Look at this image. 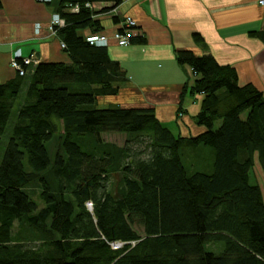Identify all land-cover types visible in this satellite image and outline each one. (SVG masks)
I'll return each instance as SVG.
<instances>
[{"label": "trees", "instance_id": "obj_1", "mask_svg": "<svg viewBox=\"0 0 264 264\" xmlns=\"http://www.w3.org/2000/svg\"><path fill=\"white\" fill-rule=\"evenodd\" d=\"M101 2L123 0H54L72 63L24 66V77L0 84V264H264V198L251 184L257 165L264 175L262 92L241 85L237 70L212 54L186 50L176 57L196 73L191 92L203 96L201 135H174L152 108H97L99 97L118 94L126 80L107 48L78 34L97 25L99 13L84 5ZM72 4L83 8L71 13ZM136 27L118 31L145 44L132 35ZM104 134L130 139L118 146ZM207 147L211 172L186 166L190 152ZM113 178L120 192L111 190Z\"/></svg>", "mask_w": 264, "mask_h": 264}, {"label": "crops", "instance_id": "obj_2", "mask_svg": "<svg viewBox=\"0 0 264 264\" xmlns=\"http://www.w3.org/2000/svg\"><path fill=\"white\" fill-rule=\"evenodd\" d=\"M0 1V84L17 78L12 65L17 49L36 65L72 63L62 48L63 37L47 30L55 11L52 5ZM117 13L92 16L95 28L87 26L78 33L86 37L99 30L107 35V51L125 72L118 94L97 99L101 109L152 108L176 136L204 133L206 128L196 121L203 96L191 92L195 83L191 68L177 62V51L186 50L196 56L212 54L219 64L237 70L241 85L252 84L264 96V39L259 35L264 33V8L257 0H123ZM116 17H132L137 24L132 35L144 36L146 43L120 47L114 39L122 28ZM37 24L42 26L39 35ZM194 34L204 43L197 44Z\"/></svg>", "mask_w": 264, "mask_h": 264}, {"label": "built area", "instance_id": "obj_3", "mask_svg": "<svg viewBox=\"0 0 264 264\" xmlns=\"http://www.w3.org/2000/svg\"><path fill=\"white\" fill-rule=\"evenodd\" d=\"M36 1L43 5H50L53 3L54 0H36ZM257 3L259 6L264 8V0H257ZM119 7L120 6H115V4L113 3H104V2L86 3L84 5L85 9L90 10L93 13H104V12L111 13L112 12V13H115L116 16H118L117 12L119 10ZM82 8L83 7L80 4H76V5L72 4L68 6V10L71 13H79ZM121 25L124 29H127V30L134 29L137 26L135 20L132 17H124ZM65 26H66V21L62 17H60L58 14H53L52 19L47 27V30L51 35H57L59 29H62ZM35 29H36V34L39 35L42 30V26L40 24H37ZM130 38H131V35L128 33L121 34L119 31H117L114 34V39L117 41L119 46L123 48H126L131 44ZM85 41L90 46L99 47V48H107L109 45L108 36L101 32L92 33L88 35L85 38ZM62 48L64 50L66 49V44L64 42H62ZM36 64H37V61H35L33 58L24 57L21 49H17L15 51L12 65L17 71V73L19 74V76L24 77L27 74V71L25 70L24 66H32ZM192 73L194 77L196 78V73L193 71ZM89 208L91 209V205H89ZM122 247H123V244L121 243L112 244V248L115 250L120 249Z\"/></svg>", "mask_w": 264, "mask_h": 264}, {"label": "rangeland", "instance_id": "obj_4", "mask_svg": "<svg viewBox=\"0 0 264 264\" xmlns=\"http://www.w3.org/2000/svg\"><path fill=\"white\" fill-rule=\"evenodd\" d=\"M28 82V81H27ZM26 82V83H27ZM25 101V94L22 93L18 99V101L16 102L17 106H20L21 104H23ZM99 103L97 102L96 106L97 108L99 107ZM12 125V123H11ZM221 125V122H217L215 125V129L219 128ZM104 141L108 142V143H112V144H116L118 146H123L124 143L130 139V136H127L125 134H109V135H103ZM59 142L57 140L52 141L49 146V153L50 156L52 158V160L54 159L56 152L59 149ZM203 148V147H202ZM2 154H0V160H1ZM185 160V164L186 166H190L191 164L194 165V170H205L206 172H211V164L214 160V154L212 152V149L210 148H205V150H199L198 152L196 151V153L190 152L189 153V158L184 159ZM116 179H111V182H113L115 184V189H112L113 187L110 188L112 191H118L120 192L121 189L117 188V183H115ZM251 184L252 185H258L260 186L261 190H262V194L264 196V175L261 172L260 167L257 165L255 170L252 171L251 174ZM31 196L32 199L39 204V206L42 205L41 201H40V188H38L36 185H33L31 187ZM42 208V207H41ZM17 225L15 227V232H17ZM137 231L139 232V234L144 235L143 229L140 227L136 228ZM31 246V245H30ZM209 251H215L217 253L222 252L223 251V246H209L208 247Z\"/></svg>", "mask_w": 264, "mask_h": 264}]
</instances>
